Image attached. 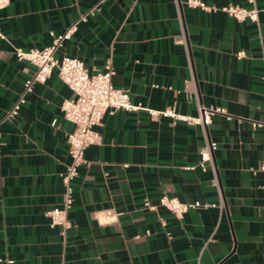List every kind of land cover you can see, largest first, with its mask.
<instances>
[{
  "label": "crops",
  "instance_id": "obj_1",
  "mask_svg": "<svg viewBox=\"0 0 264 264\" xmlns=\"http://www.w3.org/2000/svg\"><path fill=\"white\" fill-rule=\"evenodd\" d=\"M256 4L258 24L184 0H9L0 9V264H264V125L252 126L264 122V0ZM75 21L56 56H76L90 72L110 58L112 83L132 104L188 116L198 104L222 107L229 117L216 113L202 130L152 120L143 108L106 112L72 182V225L62 233L45 212L64 197L73 124L60 103L73 93L53 71L14 118L2 117L34 71L14 48L47 46L50 31ZM208 141L216 148L202 169ZM162 194L200 205L182 218L144 208Z\"/></svg>",
  "mask_w": 264,
  "mask_h": 264
},
{
  "label": "built area",
  "instance_id": "obj_2",
  "mask_svg": "<svg viewBox=\"0 0 264 264\" xmlns=\"http://www.w3.org/2000/svg\"><path fill=\"white\" fill-rule=\"evenodd\" d=\"M248 6H239L237 4H225L216 6L207 4L202 0H184V4L189 8H199L206 12H224L238 21L249 20L255 24L259 21V8L256 0H247ZM9 0H0V9L4 8ZM97 7H92L80 20L85 19L86 15H93ZM78 21L71 23L61 33L50 31L52 41L49 45L42 48H14V57L17 62H26L34 67L32 76L25 82L22 92L12 106L6 110L2 120L14 118L26 101V96L33 91L35 83H43L52 74L56 72L60 80L71 90L73 96L64 98L60 103V111L65 120L73 124V128L65 132L67 143V152L69 162L65 165L61 173V182L63 185V201L60 205L46 210L45 215L49 219L51 226H59L61 232L65 233L71 227V221L68 217L69 209L73 202L72 182L78 177L79 167L86 163L84 158L85 149L96 144L100 140V133L97 126L100 125L103 115L108 112L113 114L115 111L123 109L126 111L145 109L152 120L160 117H167L175 121H182L190 125H199L202 130L211 122L212 115L218 113L227 115L222 107H204L197 105V114L188 116L176 112L173 107L167 106L163 109H154L143 107L141 103L132 104L129 100L127 90L117 88L112 83V77L115 70L111 59L108 58L99 71H88L83 62L76 56L63 54L56 56V52L62 46L65 40L72 37L77 29ZM0 38L4 35L0 30ZM238 58L245 56V52L240 50L236 53ZM191 80L185 81V90H188ZM157 86V85H155ZM170 89V88H169ZM192 96L196 98L195 94ZM264 125L261 121H252L254 128ZM216 148V142L208 141L199 150L200 160L198 165L206 168V163L211 164V151ZM260 171H264V164L259 166ZM198 202L186 203L179 200L176 196L162 194L158 197L156 203H151L145 199L143 206L150 211H156L162 207L173 214L176 218L182 216L190 209L199 206ZM160 224L165 226V221L160 219ZM147 234L149 231L146 232ZM169 234V233H167Z\"/></svg>",
  "mask_w": 264,
  "mask_h": 264
}]
</instances>
